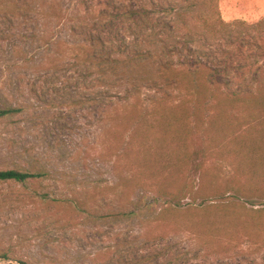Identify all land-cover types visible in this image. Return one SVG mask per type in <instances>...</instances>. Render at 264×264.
<instances>
[{
  "label": "rangeland",
  "instance_id": "rangeland-1",
  "mask_svg": "<svg viewBox=\"0 0 264 264\" xmlns=\"http://www.w3.org/2000/svg\"><path fill=\"white\" fill-rule=\"evenodd\" d=\"M124 1L130 6L136 2L138 6L142 0ZM114 2L120 4L123 0ZM158 2L186 7L188 15L179 21L195 32L193 40L197 43L191 44L193 50L199 46L222 56L237 50L239 39L235 35H244L246 31L237 25L231 32L232 38L224 31L214 34L212 30L219 28V19L255 23L264 18V0ZM96 4L95 0H62V5L73 11L78 7L91 12ZM206 23L209 24L204 29ZM73 26H78L76 21L48 27L0 25V109L21 108L20 113L0 119V168L47 170L51 174L49 179L29 183L28 188L0 184V191L16 189L26 197L39 195L62 200L33 205L30 204L35 200H29L30 211H11L8 207L0 210V250L18 245L14 258L31 264H162L158 260L113 259L126 254L127 249L137 259L168 244L175 253L189 251L191 259L179 264H264V180L248 174L249 160L245 159L237 171L226 155L209 149L206 135L207 130L219 125L211 121L217 107L203 99L196 111L194 105L187 103L176 110L183 119L176 126L167 121L160 123L153 117L156 93L144 83L140 89L142 109L137 110L134 118L124 116V103L112 94L106 99L95 98L99 90H118L115 85L94 82L93 75L85 78L74 69L73 55L67 47L83 40V30L80 28L74 36ZM120 26L125 28V38L131 41L133 36L127 25ZM44 34L46 38L42 37ZM181 35L185 37L186 32ZM244 36L248 40L254 38V34ZM231 40L235 42L230 43ZM179 55H175L176 62ZM181 56L185 58L189 52L184 49ZM241 56L239 66H245L244 78L249 82L260 75L258 68L264 69V61L245 65L247 57ZM262 76L264 80V71ZM125 86L131 85L126 82ZM84 95L91 99L83 101ZM226 108L231 121L240 122L242 130L251 128L250 114H260L238 105ZM187 115L192 116L194 123L183 122ZM156 121L159 128L182 129L181 139V132L177 131L165 149L154 147L157 141L145 135L146 128ZM194 124L199 131L193 133ZM260 129L261 132L251 129L249 141L255 139L257 148L263 150L264 125ZM179 145H189L190 150L208 149L204 165H198L194 171L193 157L180 162L181 154L171 153L179 152ZM259 166L263 173L264 165ZM130 175L132 178H128ZM185 184L195 188L181 199L179 207L191 203L213 207L193 212L168 210L160 218L161 210L173 201L170 192ZM71 203L78 204L82 212H75ZM129 209L135 214H124ZM22 219H27V223ZM54 221L71 226L59 236H37V224ZM190 223L197 226L194 232L189 231ZM110 247L118 252L115 256L102 254Z\"/></svg>",
  "mask_w": 264,
  "mask_h": 264
},
{
  "label": "trees",
  "instance_id": "trees-1",
  "mask_svg": "<svg viewBox=\"0 0 264 264\" xmlns=\"http://www.w3.org/2000/svg\"><path fill=\"white\" fill-rule=\"evenodd\" d=\"M94 1V0H92ZM97 2L95 10H81L77 7L73 11L70 7H64L62 0H0V25L9 26L26 25L37 27L44 25L48 27L51 24H64L67 21H76L78 26H73L74 36L79 33L81 28L83 40L69 44L68 51L73 55V67L82 77L88 78L93 75L94 82L102 85H115L118 90H99L96 99H106L108 94H112L113 98H118L123 104V115L134 118L138 109H142L143 100L141 98V86L146 83L150 89L155 91L157 102L153 117L160 123L167 121L175 126L178 121L183 120L176 113L177 108L184 107L187 103L194 105V110L200 109L203 99L212 102L217 108L212 115L211 121L219 122V125H212L214 128L207 130L206 138L211 145V152L221 156L226 155V159H230L235 170L241 169L242 162L247 159L251 163L248 174L262 178L264 180V172L259 164L264 165V134L262 133V148H257L255 139L249 141L251 129L259 130L264 125V80L262 66L258 68L257 78H252L247 82L244 78L245 66H239L240 58L244 55L247 57V63L251 66L256 65L259 59L264 61V18L255 22L248 23L244 20L234 22H226L222 18L218 20L219 28L212 30L226 33L229 37L235 26H241L246 34H254L252 40H248L246 34L235 35L239 46L235 52H226L225 56L217 54V52L204 51L199 46H195L194 50L191 44L197 43L194 39L195 32L191 26L184 23L181 24L179 18L188 15L184 6H175L169 3L163 5L159 0H142L140 5L134 2L128 5L124 0L117 4L114 0H95ZM211 2L216 0H210ZM216 6V4H215ZM97 7V9H96ZM220 18V17H219ZM127 25L129 33L133 36L131 41L125 38V28L120 25ZM204 26V29L208 27ZM213 24H215L213 22ZM185 31L186 36L181 33ZM206 32V31H205ZM205 32L202 34L205 37ZM215 34V33H214ZM188 36V38H187ZM42 37L46 38L45 34ZM171 38L174 41H170ZM184 40V42H182ZM205 40V39H204ZM161 42V43H160ZM231 40L230 43H234ZM180 44V46H179ZM236 43L234 45V48ZM184 49L189 52V56L183 58L181 55ZM179 55V59L175 60V55ZM256 76V73H255ZM242 81V83H238ZM128 82L131 86H125ZM245 84V86H244ZM159 94L161 96H159ZM83 101L90 100L84 95ZM214 99V100H213ZM238 105L243 109H250L257 114H250V129L242 130L240 122H233L229 118L226 107ZM161 107V108H160ZM21 112L19 107H5L0 109V119H6ZM259 120V121H258ZM152 123L146 129L145 138L157 141L154 147L165 149L166 145L172 143L174 134L181 132L178 139L182 137V129L173 130V128H159L157 122ZM194 123L192 116L187 115L183 122ZM191 125V132L197 131V124ZM184 126V124H183ZM245 127V126H244ZM199 131V130H198ZM164 133L160 134L159 133ZM187 132H190L188 130ZM161 137V138H160ZM207 145V144H206ZM189 145H179L180 151L171 152L172 154L180 153V162L184 163L193 157V170L196 171L198 165H204L205 157L208 149L201 147H193L190 150ZM208 148V147H207ZM225 151V154L222 153ZM158 151V150H157ZM255 162V163H254ZM260 172V174H259ZM236 173V171H235ZM244 175V172L242 173ZM50 172L47 170H31L23 168H0V184H20L28 188L29 183L41 182L49 179ZM128 178H132L131 175ZM195 187L187 184L182 188H178L176 192H170L173 201H168L169 206L162 209L160 218L168 210L184 212H193L198 209L208 210L213 205L191 203L187 207H179L181 199L188 197ZM37 195L27 196L19 190L10 189L0 191V210L8 207L11 211L19 209L31 210L30 205L37 202L48 204L51 201L56 203L62 202L61 199H50L48 196L41 197ZM176 202V205L173 204ZM133 203V202H132ZM77 211L82 212L78 204L71 203ZM216 207L219 205H215ZM146 207L149 205L146 204ZM128 216L135 214L134 210H127L124 213ZM27 223V219H22ZM189 231L194 232L197 226L190 223ZM71 224L61 225L57 221L46 223L41 222L35 226L37 236L47 237L49 234L59 236L63 229H68ZM21 241V239L19 238ZM14 246H4L0 250V258L5 260H16L22 264H31L30 261L22 258H14ZM131 250H126V254L116 255L117 251L110 247L102 254H110L115 256V262H144L145 260L153 262H164L162 264H179L185 260H190L189 251L179 253L173 252V247L168 244L162 246L159 251L151 254H143L141 257L134 259L131 257ZM164 257V259H163ZM161 258V261L159 259Z\"/></svg>",
  "mask_w": 264,
  "mask_h": 264
},
{
  "label": "water",
  "instance_id": "water-1",
  "mask_svg": "<svg viewBox=\"0 0 264 264\" xmlns=\"http://www.w3.org/2000/svg\"><path fill=\"white\" fill-rule=\"evenodd\" d=\"M5 260V259H4ZM0 264H20V263H17V262H15V261H11V260H9V261H7V262H2V261H0Z\"/></svg>",
  "mask_w": 264,
  "mask_h": 264
}]
</instances>
